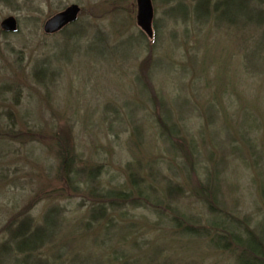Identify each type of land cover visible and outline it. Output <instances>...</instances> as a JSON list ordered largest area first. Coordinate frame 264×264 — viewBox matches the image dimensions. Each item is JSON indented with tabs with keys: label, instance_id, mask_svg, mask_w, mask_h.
I'll list each match as a JSON object with an SVG mask.
<instances>
[{
	"label": "rangeland",
	"instance_id": "374dc122",
	"mask_svg": "<svg viewBox=\"0 0 264 264\" xmlns=\"http://www.w3.org/2000/svg\"><path fill=\"white\" fill-rule=\"evenodd\" d=\"M72 3L86 28L81 36L45 34L44 21ZM194 3L151 0L149 38L136 23V0H0V21L17 22L16 32L0 29V248L8 227L25 217L43 225L51 211L53 238L40 249L48 264H235L241 250L257 254L264 83L245 66L261 67L255 42L243 40L260 29L242 32L238 14L234 27L219 18L199 23ZM256 5L264 9V0ZM165 109L205 153L212 206L224 213L191 196L203 173L183 171L162 141L156 120ZM63 153L68 171L77 170L73 179L60 170ZM148 170L156 183L149 177L137 189L153 206L101 198ZM207 226L223 236L203 235ZM17 259L1 264H22Z\"/></svg>",
	"mask_w": 264,
	"mask_h": 264
},
{
	"label": "trees",
	"instance_id": "16d2710c",
	"mask_svg": "<svg viewBox=\"0 0 264 264\" xmlns=\"http://www.w3.org/2000/svg\"><path fill=\"white\" fill-rule=\"evenodd\" d=\"M194 1L195 3L193 4L192 12L194 14V19L199 23H205L210 18H213L214 20L219 18L223 21H226V26L234 27V25H238L237 20L234 21L236 14H238L240 16V23H239L240 30L243 28V30L249 31L246 28L253 29L252 26L256 27L258 30L260 29L259 32H257V36L252 38L245 37L246 39H244L243 42L244 43L247 41L255 42L253 43L255 45L254 53L263 60V61L261 59L259 60V63L260 64L262 63L261 67L259 66L257 68H253L249 65H245V66L253 74H256L258 77H262L264 83V58L260 56L262 52L264 53V43H263L264 42V26H263L264 9L259 8L256 5V0H239V1L236 0L237 2L234 0H216L214 3H212L211 0H194ZM232 11L234 13L233 18H231L229 15L232 13ZM77 21L71 25L64 27L60 31V33L62 32L65 35L66 40H77L81 36V34L85 31L86 28H82V26L80 27L79 25L77 26ZM249 32L252 33L253 31H249ZM75 43L76 42H74V44ZM44 70H45L44 68H40L38 72L40 71L43 72ZM155 99L156 100L153 102L155 103L157 108L158 109L163 108V102L157 98ZM170 114L172 116L175 115L172 114V112L169 111V109L167 110L165 109L163 112V117L160 116L159 119L156 120L157 126L159 128L158 134L160 135L164 144L168 145L170 151L177 155L178 159L180 160L181 169L183 171L188 172L195 168V169H201L202 171L201 173H203V177L198 181L199 183L194 188H191L190 190L191 196L196 198V200L200 204H202L208 211H217L219 213H224L222 212L221 209L212 206L213 205L212 202L214 198L213 196L214 187L212 185V180L208 181L207 176L209 174L208 172L209 170L207 168V165L206 163L202 164L201 163L202 161L200 159L206 156L205 153H203L202 155V153L198 149V146L192 141L193 138H188L185 135V133L187 134L185 126H183V124L180 125L176 121H173L172 116ZM178 115L179 117H182L181 114ZM210 120L212 122V118H210ZM248 126L251 125L248 124ZM199 129L201 130L197 131L198 132L197 136L199 138H202L205 127L203 128V125H201ZM182 133L183 136H180V134ZM177 139H182V142H177ZM63 155L64 156H62L61 158L60 170L64 173V175L69 173L68 176L71 179H73L72 175L75 174L77 170L74 169L68 171V169H70L69 164L71 162L70 160L71 158L66 156L64 153ZM148 171L150 174L147 172L146 177H140L139 180H136L132 183L135 186L130 185L129 188L125 190L111 189L105 193H101L100 194L101 198H104V200L106 199L108 201V204L111 206H118L124 201L129 200L131 197H135L143 204L146 203L147 205L150 206L151 205L150 202H148L143 196L144 193L141 190L137 189V184L140 181L147 180L149 177H150L149 180L152 179L156 183L155 181L156 179L154 177L155 173H153L150 170ZM89 181H90L89 178L88 179L85 178L83 180V184L85 185L86 188L89 187ZM86 188H84V190ZM89 192H92V189L91 191L89 190ZM134 192H136V194ZM172 194H173L172 190L169 189L168 195L173 196ZM48 214H52V219L54 218V216H56L55 212L54 213L51 211L47 212L44 216L43 225L32 226L31 221L25 217L17 221L13 227L7 228L5 240L1 243V248H0V253H1L0 264L3 260L9 259L11 257L17 259L19 255H21V258L18 257V259L22 262V264H48L49 262L48 260H43L42 258H40V249L44 247L46 243H48V241L52 240L54 234V228L56 226V224H53L51 226V222L48 223L47 221ZM93 219H95V217H93ZM88 228L89 227L87 228L84 227L85 229L84 231L85 232L90 231ZM188 231L193 233V235L194 234L198 235L201 233L202 230L188 229ZM202 232L203 235L206 234L210 235V232L211 233L214 232L219 236H223L222 230L216 227L215 228L208 227V230H204ZM256 239H257V249L258 250L260 249L259 250L260 252L258 251L257 254L253 255V253L249 252L248 250H241L236 256L235 264H264V242L262 241V239L257 238V236ZM74 262L75 261H72V259H70V264H74ZM75 263L78 264L77 262ZM83 263L85 262L83 261Z\"/></svg>",
	"mask_w": 264,
	"mask_h": 264
},
{
	"label": "water",
	"instance_id": "95a60500",
	"mask_svg": "<svg viewBox=\"0 0 264 264\" xmlns=\"http://www.w3.org/2000/svg\"><path fill=\"white\" fill-rule=\"evenodd\" d=\"M80 8L77 4H69L62 10L48 17L42 26L45 34H52L68 24L76 21ZM153 19V8L151 0H136V23L147 35L152 36L151 22ZM0 28L4 32H15L17 22L13 16H7L0 21Z\"/></svg>",
	"mask_w": 264,
	"mask_h": 264
}]
</instances>
